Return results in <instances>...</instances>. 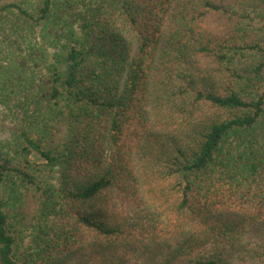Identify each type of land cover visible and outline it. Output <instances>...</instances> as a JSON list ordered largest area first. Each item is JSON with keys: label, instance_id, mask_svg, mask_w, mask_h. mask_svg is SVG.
Here are the masks:
<instances>
[{"label": "trees", "instance_id": "trees-1", "mask_svg": "<svg viewBox=\"0 0 264 264\" xmlns=\"http://www.w3.org/2000/svg\"><path fill=\"white\" fill-rule=\"evenodd\" d=\"M0 264H264V0H0Z\"/></svg>", "mask_w": 264, "mask_h": 264}]
</instances>
